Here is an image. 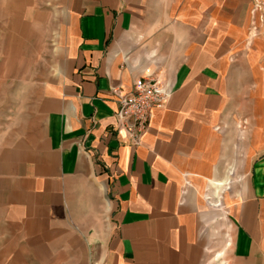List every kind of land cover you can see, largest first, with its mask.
Returning a JSON list of instances; mask_svg holds the SVG:
<instances>
[{
	"label": "crops",
	"instance_id": "obj_1",
	"mask_svg": "<svg viewBox=\"0 0 264 264\" xmlns=\"http://www.w3.org/2000/svg\"><path fill=\"white\" fill-rule=\"evenodd\" d=\"M251 6L51 0L28 16L31 77L0 78V264H264ZM147 75L169 95L134 145L113 89ZM10 84L29 87L11 129Z\"/></svg>",
	"mask_w": 264,
	"mask_h": 264
},
{
	"label": "rangeland",
	"instance_id": "obj_2",
	"mask_svg": "<svg viewBox=\"0 0 264 264\" xmlns=\"http://www.w3.org/2000/svg\"><path fill=\"white\" fill-rule=\"evenodd\" d=\"M51 0H0V78L31 77L33 60L30 50L36 42V34L32 32V22L27 20L34 10L50 12ZM248 22L247 51L253 59V65L261 77L259 87V102L250 101V110L257 104V109L264 114V0H252ZM30 31L28 34H26ZM25 36L30 39L26 40ZM43 38V35H41ZM40 38V39H41ZM28 44H24L26 42ZM32 42H35L32 44ZM30 59V60H29ZM22 62L26 63L25 70ZM15 81V80H12ZM11 83V81H10ZM29 87L23 85L8 86V101H4L8 109L10 129L22 117V111L28 107V102L22 101V94L28 92ZM4 97V95H3ZM261 128L264 129V119ZM250 126L243 123V127ZM250 129V128H249Z\"/></svg>",
	"mask_w": 264,
	"mask_h": 264
},
{
	"label": "built area",
	"instance_id": "obj_3",
	"mask_svg": "<svg viewBox=\"0 0 264 264\" xmlns=\"http://www.w3.org/2000/svg\"><path fill=\"white\" fill-rule=\"evenodd\" d=\"M113 92L119 103L117 127L125 132L134 145H139L150 126L153 111L162 107L169 95L167 85L147 75L135 81L131 91L113 89Z\"/></svg>",
	"mask_w": 264,
	"mask_h": 264
}]
</instances>
